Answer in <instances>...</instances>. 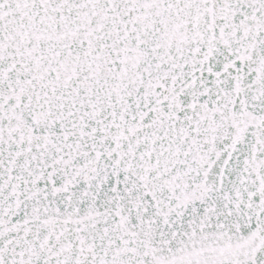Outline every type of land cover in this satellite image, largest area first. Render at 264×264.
<instances>
[{"label": "snow or ice", "instance_id": "6c2138e0", "mask_svg": "<svg viewBox=\"0 0 264 264\" xmlns=\"http://www.w3.org/2000/svg\"><path fill=\"white\" fill-rule=\"evenodd\" d=\"M0 264H264V0H0Z\"/></svg>", "mask_w": 264, "mask_h": 264}]
</instances>
